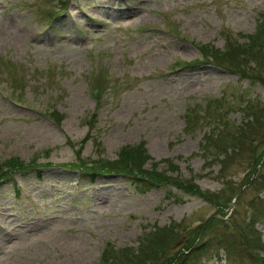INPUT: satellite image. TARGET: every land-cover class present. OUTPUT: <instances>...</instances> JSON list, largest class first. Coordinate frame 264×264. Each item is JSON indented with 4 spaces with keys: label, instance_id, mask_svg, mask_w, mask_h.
<instances>
[{
    "label": "rangeland",
    "instance_id": "rangeland-1",
    "mask_svg": "<svg viewBox=\"0 0 264 264\" xmlns=\"http://www.w3.org/2000/svg\"><path fill=\"white\" fill-rule=\"evenodd\" d=\"M262 23L264 0H0V163H36L0 182V264H168L209 217L198 264H264ZM138 145L222 213L77 167Z\"/></svg>",
    "mask_w": 264,
    "mask_h": 264
},
{
    "label": "trees",
    "instance_id": "trees-1",
    "mask_svg": "<svg viewBox=\"0 0 264 264\" xmlns=\"http://www.w3.org/2000/svg\"><path fill=\"white\" fill-rule=\"evenodd\" d=\"M263 39L264 37H262V40ZM259 45H261V42L256 44L253 49H255V47ZM250 47L251 44L248 48ZM201 49L203 55L206 57V59H208V55L206 52L207 47H202ZM229 51L230 48H228V52ZM227 55H229V53ZM218 56H222L221 52L216 55H213V58L214 60H218L221 62L222 59L218 58ZM242 77L247 78V76L245 77L244 74H242ZM256 142H258V138L256 139ZM147 155V151L145 149V146L143 145H138L135 147L128 146L120 150L117 156L118 158L115 161L98 160L96 162H92L90 165L80 164L77 167L80 170L85 171L86 173H92L94 177L102 175H115L122 177L126 180H132L136 186V189L139 191H143V189H152L151 187L172 186L183 193H187L190 196L200 198L210 206L215 207L217 212L222 213L223 206H221L220 203V196L209 194V192H204L198 186H188L189 183L185 184L166 181L164 180V177L157 171L156 167H154L153 169L151 168L150 171H146V162L150 160ZM261 162H264V159L260 160V163ZM35 165L36 163L34 162L25 163L18 159H14L10 162L5 161L3 163H0V182L9 179L15 175H24L26 174V172H29L28 170H30ZM233 199H235V197ZM211 219L212 217H209L207 219L203 226L197 230L196 237L182 249V251L175 259L168 262V264H198L200 261L205 262L207 260V254H210L213 251L210 248L213 247V242L209 243L203 241L202 243H200V233L202 232L203 228L211 221ZM172 229L177 230V228L174 227H172ZM220 241L221 239H219L214 244H218ZM231 243V239L227 237V246L230 247ZM159 250L160 252H162V247L159 248Z\"/></svg>",
    "mask_w": 264,
    "mask_h": 264
}]
</instances>
